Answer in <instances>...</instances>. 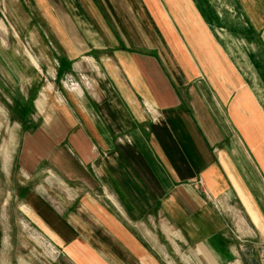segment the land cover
<instances>
[{"label":"crops","instance_id":"obj_1","mask_svg":"<svg viewBox=\"0 0 264 264\" xmlns=\"http://www.w3.org/2000/svg\"><path fill=\"white\" fill-rule=\"evenodd\" d=\"M1 2L52 82L23 144L50 189L21 206L51 264H225L232 230L264 239V0Z\"/></svg>","mask_w":264,"mask_h":264},{"label":"rangeland","instance_id":"obj_2","mask_svg":"<svg viewBox=\"0 0 264 264\" xmlns=\"http://www.w3.org/2000/svg\"><path fill=\"white\" fill-rule=\"evenodd\" d=\"M9 9L0 0V264H51L52 253L43 247L37 230L30 226L27 229L23 213L26 208L22 210L21 206L34 191L40 188L50 189L48 178L51 177L44 168H40L36 174L23 171L24 168L34 167L29 158L30 152L23 144H26L25 140L29 141L27 131L35 124L33 99L42 86L48 87L52 82L44 77L35 87L31 70L21 68L25 61L33 64L28 54L36 61L33 47L39 35L28 34L22 28L25 24L23 18L19 16V19L13 20ZM37 30L40 32L38 27ZM87 59L93 61L90 57L85 58ZM3 66L10 67L9 77L6 73L8 70ZM21 104L26 105L27 109ZM155 113L153 120L158 118ZM191 186L195 190L202 189V182L194 181ZM203 193L206 201L222 214L219 202L212 199L206 191ZM230 233L235 241L237 254L225 264H264V239L251 233L243 235L236 230ZM165 262L182 264L176 255H170ZM186 264L195 263L186 261Z\"/></svg>","mask_w":264,"mask_h":264},{"label":"bare ground","instance_id":"obj_3","mask_svg":"<svg viewBox=\"0 0 264 264\" xmlns=\"http://www.w3.org/2000/svg\"><path fill=\"white\" fill-rule=\"evenodd\" d=\"M32 60V59H31Z\"/></svg>","mask_w":264,"mask_h":264}]
</instances>
